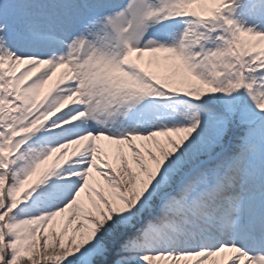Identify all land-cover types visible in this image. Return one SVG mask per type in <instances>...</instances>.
Wrapping results in <instances>:
<instances>
[{"label": "rangeland", "instance_id": "rangeland-1", "mask_svg": "<svg viewBox=\"0 0 264 264\" xmlns=\"http://www.w3.org/2000/svg\"><path fill=\"white\" fill-rule=\"evenodd\" d=\"M25 1L19 12L0 4V145L46 168L42 178L27 175L19 199L38 212L13 232L20 256L77 264L91 252L88 209L106 202L120 227L158 198L163 206L174 201L177 223L163 225L159 212L139 257L126 264H264V233L240 225L247 217L264 225V185L258 195L231 189L264 184V102L252 104L264 92V0ZM27 93L31 102L17 100ZM206 94L228 103L240 121L257 122L240 161L225 151L211 158L228 126ZM173 141L167 162L156 156ZM6 166L0 162V193ZM223 168L225 177L237 170L232 184L209 178ZM216 181L222 187L212 192L200 186ZM217 199L224 212L216 211ZM236 215V239L253 247L248 255L231 240L223 245ZM211 221L219 226L202 227ZM115 232L105 227L103 241L94 238L107 254L125 241ZM115 260L105 264H125Z\"/></svg>", "mask_w": 264, "mask_h": 264}, {"label": "trees", "instance_id": "trees-1", "mask_svg": "<svg viewBox=\"0 0 264 264\" xmlns=\"http://www.w3.org/2000/svg\"><path fill=\"white\" fill-rule=\"evenodd\" d=\"M166 157V154H165ZM20 176L18 172H15L14 170H10L9 173V185L7 189L3 192V195L0 197V220L2 223H7L9 227L12 229L16 227V225L19 223L20 219H22L27 213L25 209L19 210L17 205V196L20 192V186L21 182ZM103 210L100 211L101 214H98V216L93 215V220L98 223L95 224V227L97 228L98 236L100 232V226L101 225H109L112 224L115 226V221L112 220L113 215L110 214L108 208L106 205L103 206ZM152 210V207L149 208V211ZM148 211V212H149ZM147 212V213H148ZM145 214L140 212L139 216L142 218ZM110 226V225H109ZM114 228V227H113ZM128 229L130 227H127ZM115 231L119 232L118 229H115ZM115 232V233H116ZM117 232V233H118ZM45 245V243H44ZM125 246V245H124ZM6 247H7V258H6V264H31L30 261L22 259L19 255V248L17 247V244L15 243L13 237L9 235L6 240ZM98 248V243H92L91 245V251L96 252ZM45 252H48L51 247L48 248L44 247ZM128 252L127 249L121 250L118 254L119 257H121V262L126 263L129 259L125 253ZM107 246H101L98 248V256L94 257L92 254H89L84 258L83 261H81L79 264H104V261H108L109 255ZM131 262V261H129Z\"/></svg>", "mask_w": 264, "mask_h": 264}, {"label": "bare ground", "instance_id": "bare-ground-1", "mask_svg": "<svg viewBox=\"0 0 264 264\" xmlns=\"http://www.w3.org/2000/svg\"><path fill=\"white\" fill-rule=\"evenodd\" d=\"M209 176L210 177H215L216 175H215V173H213V174H210ZM216 185H217V183L212 184L211 187L206 186V184H202L200 186H204L203 188L205 190H211V189H216L217 188ZM260 186L261 185L255 186V185L248 184V185H245L241 189V191L242 192H249V191L259 192ZM237 217H238V215H236V217L233 218V221H232L231 225H229V236H230V239H231V243L232 244H234L235 242H237L238 240L236 238H238L241 235V232L238 229V225H239V222L240 221H239V218L237 219ZM241 230H242V226H241ZM239 246L242 247L241 248L242 255H248L249 254L250 250L245 245L239 243Z\"/></svg>", "mask_w": 264, "mask_h": 264}]
</instances>
